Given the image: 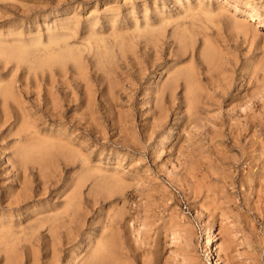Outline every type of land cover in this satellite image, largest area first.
Masks as SVG:
<instances>
[{
	"label": "rangeland",
	"instance_id": "rangeland-1",
	"mask_svg": "<svg viewBox=\"0 0 264 264\" xmlns=\"http://www.w3.org/2000/svg\"><path fill=\"white\" fill-rule=\"evenodd\" d=\"M257 14L0 0V264H264Z\"/></svg>",
	"mask_w": 264,
	"mask_h": 264
},
{
	"label": "bare ground",
	"instance_id": "bare-ground-1",
	"mask_svg": "<svg viewBox=\"0 0 264 264\" xmlns=\"http://www.w3.org/2000/svg\"><path fill=\"white\" fill-rule=\"evenodd\" d=\"M251 9V12H255V13H258L257 12V10H256V8L254 7V8H250ZM256 15V14H255ZM256 18H257V20H258V24H262V25H264V17L262 16V15H260V14H257V16H256ZM46 51H48V50H46ZM35 53V52H34ZM18 55V54H17ZM5 99V98H4ZM24 129V128H23ZM24 131V130H23ZM36 139H38V138H36ZM46 139V138H45ZM41 141V140H40ZM47 144V143H46ZM32 150V149H31ZM34 150V149H33ZM36 150V149H35ZM38 152V151H37ZM35 155H37V154H35ZM41 157V156H40ZM70 203V202H69ZM72 203V202H71ZM78 203V202H77ZM72 207V206H71ZM69 210V209H68ZM206 231V230H205ZM207 232H208V230L205 232L206 234H207ZM85 233V232H84ZM30 238H32V237H30ZM213 243H212V241H211V239H210V241H209V243H208V245H207V247H206V249H205V251L206 252H208L210 255H213Z\"/></svg>",
	"mask_w": 264,
	"mask_h": 264
}]
</instances>
